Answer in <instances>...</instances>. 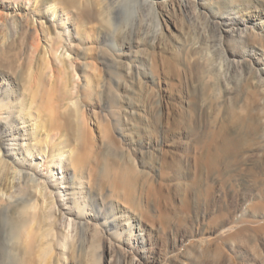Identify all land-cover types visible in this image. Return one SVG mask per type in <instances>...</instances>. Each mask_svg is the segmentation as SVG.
<instances>
[{"label": "rangeland", "instance_id": "1", "mask_svg": "<svg viewBox=\"0 0 264 264\" xmlns=\"http://www.w3.org/2000/svg\"><path fill=\"white\" fill-rule=\"evenodd\" d=\"M263 2L0 0V264H264Z\"/></svg>", "mask_w": 264, "mask_h": 264}, {"label": "bare ground", "instance_id": "2", "mask_svg": "<svg viewBox=\"0 0 264 264\" xmlns=\"http://www.w3.org/2000/svg\"><path fill=\"white\" fill-rule=\"evenodd\" d=\"M246 1H247L248 5H252L253 2H260V0H246ZM88 10H89V8H88ZM85 11H87V10H85ZM87 14H89L88 11H87ZM262 14H264V12H262ZM85 17H87V16H85ZM258 25L260 27L259 30L262 31L264 29V20L263 21H260V22H254L253 26H254V28L256 30L258 29L257 28ZM61 63H62V61H61ZM61 63H60V65H62ZM58 70H57V72H58ZM226 145H227V143H226ZM216 149H219V147H217ZM218 156H219L218 155V152L217 151H213L212 147H210V149H208V151L203 156H201V157L199 156L200 157L199 159H200V161L202 163H205V166H207L210 169V171H213L216 168V163H217V161L219 159ZM130 171H128V172L125 171V172H123V175H122L123 178L125 179V181L127 182V188L125 190V193L122 194V193H120L119 189L116 190L117 193H119L120 196H123V197H125L127 199H130V195L132 194V191L134 190V184H135V181H136L135 176H134V169H131ZM25 176L29 177L30 180H34V178H32L28 174H26ZM149 193H150V196L151 197L154 196V198L156 200H159L160 194L158 195L159 192L158 193H155L154 192L153 186L150 187ZM31 196H32V193H30V192H27V193L26 192H19L17 194H13V195H9V196H6L5 197L4 194H1V188H0V241L3 240V232H4V230L2 229V226H1L2 213H3V211L4 212L7 211L10 207H20V208H22L21 213H24L25 214V212L27 210L26 208H29L28 205H29V203H30V201L32 199ZM161 207H159V208H161ZM24 209H26V210H24ZM163 209L162 208L159 209L161 211L159 217H160V219H162V220L165 221V220L168 219V214ZM137 215L139 216L138 219H133L131 222L130 221L128 222V224L129 223H131V224H129V227H128V229L126 231L129 233V235L133 234L134 231H138L137 237L139 238V240H140L141 243H144L145 242V239H144L145 233H144V229H143L144 226H142L141 218L142 219H145V220H148V221L155 222L156 216L151 215L149 211H144V212L140 211V212L137 213ZM20 217H21V222L19 220L20 223L17 222L15 224V226L12 227V229H11V239L14 240V242L16 244H23L24 242H28V241H30L31 244H35L37 242V238L39 236V233L36 231V229H33L32 233H29L28 231H31V230H27V229H28V227L30 225H33V224H31V223H33L32 221H37L38 222V219H39L40 215L38 213L37 214L36 213H33L32 215L30 214L29 215V218H28V217H24V215L22 214V215H20ZM119 218L120 217L117 216L114 213L113 215L109 216V219L105 220V222L108 223V226L112 227L113 229H116L115 227H117L118 223H120L119 222ZM81 233H82V231H81ZM113 233H115V237L117 239H119V240H122V237L125 234L124 232H121L119 230H115V232H113ZM50 252H51V245L46 249V252L45 253H50ZM9 257H11L14 260V262H15L14 264H32L31 261H29V259L25 258L24 256H21L20 253H17V254L16 253L15 254L13 253Z\"/></svg>", "mask_w": 264, "mask_h": 264}]
</instances>
